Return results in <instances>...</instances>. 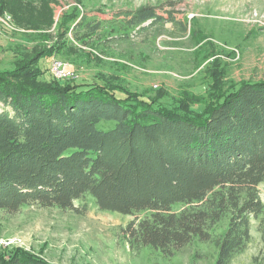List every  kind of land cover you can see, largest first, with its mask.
Here are the masks:
<instances>
[{
  "label": "trees",
  "instance_id": "obj_1",
  "mask_svg": "<svg viewBox=\"0 0 264 264\" xmlns=\"http://www.w3.org/2000/svg\"><path fill=\"white\" fill-rule=\"evenodd\" d=\"M23 1L0 0V18L6 11L19 22ZM167 6L174 4L117 10L108 19L85 12L63 34L118 45L169 24L189 35L186 18ZM45 7L43 22H51ZM25 25L37 28L30 18ZM54 53L34 52L12 62L15 70H0V211L72 210L89 197L100 211L133 218L121 230L131 251L148 247L169 258L198 241L214 246L213 264H231L246 249L252 219L264 243V80L223 81L213 61L204 97L185 90L171 105L130 104L131 92L110 78L59 84L39 66ZM222 221L225 231L214 236ZM8 264L53 263L17 253Z\"/></svg>",
  "mask_w": 264,
  "mask_h": 264
},
{
  "label": "rangeland",
  "instance_id": "obj_2",
  "mask_svg": "<svg viewBox=\"0 0 264 264\" xmlns=\"http://www.w3.org/2000/svg\"><path fill=\"white\" fill-rule=\"evenodd\" d=\"M166 2L174 6L164 10H172L177 19L186 18L189 35L169 24L118 45H107L99 35L76 40L70 33L63 34L74 24L75 15L87 12L108 19L117 10ZM23 6L28 9L19 14ZM45 6L51 10V22H43ZM16 14L19 22L6 11L0 18L6 21L0 22L1 71L13 70L11 64L18 58L26 62L34 52L54 51L56 58L74 68L73 80L101 84V78H110L113 85L131 92L130 104H135L134 98L171 105L185 90L198 95L197 99L204 97L211 82L205 69L213 61H218L223 81L264 80V0H24ZM28 18L37 28L26 27ZM60 50L68 57L56 54ZM49 56L39 62L40 67H49ZM43 79L51 80L48 74ZM258 191L264 205V183ZM180 209L175 206L173 210ZM131 220L100 211L89 197L75 201L72 210L25 206L14 214L0 211V264H8L17 253L53 264L214 263V246L198 241L169 258L148 247L131 251L121 235ZM257 225L252 219L250 242L231 264H264V243ZM225 227L222 221L213 235L223 234Z\"/></svg>",
  "mask_w": 264,
  "mask_h": 264
},
{
  "label": "built area",
  "instance_id": "obj_3",
  "mask_svg": "<svg viewBox=\"0 0 264 264\" xmlns=\"http://www.w3.org/2000/svg\"><path fill=\"white\" fill-rule=\"evenodd\" d=\"M0 22L6 24V21L3 19H0ZM49 74L53 79L60 82L71 80L75 77V71L71 64H68L56 57L50 58Z\"/></svg>",
  "mask_w": 264,
  "mask_h": 264
}]
</instances>
